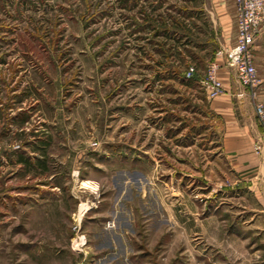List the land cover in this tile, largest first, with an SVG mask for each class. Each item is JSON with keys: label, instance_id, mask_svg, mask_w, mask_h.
Segmentation results:
<instances>
[{"label": "rangeland", "instance_id": "374dc122", "mask_svg": "<svg viewBox=\"0 0 264 264\" xmlns=\"http://www.w3.org/2000/svg\"><path fill=\"white\" fill-rule=\"evenodd\" d=\"M221 1L0 0V264H264V192L199 82ZM252 56L264 101V25Z\"/></svg>", "mask_w": 264, "mask_h": 264}, {"label": "crops", "instance_id": "0c3cea01", "mask_svg": "<svg viewBox=\"0 0 264 264\" xmlns=\"http://www.w3.org/2000/svg\"><path fill=\"white\" fill-rule=\"evenodd\" d=\"M220 4V3H219ZM214 7V21L219 27L222 35L220 51L216 52L217 58L223 61L222 53L231 46L236 36L235 9L233 0H226L225 5ZM223 28V31H222ZM226 31L227 35H224ZM227 72V71H226ZM225 93H220L211 98V106L215 113L220 116V151L225 154L230 166L235 170L239 178L246 176L247 171L253 173L256 184L261 192H264V134L255 119L253 107L244 92L237 91L228 85L227 73L224 67L219 70ZM260 83V79H259ZM235 94V106H232L230 93ZM261 95H258V99ZM261 98V97H260ZM264 98V97H263ZM258 143L259 148L254 149V144ZM250 176V177H252Z\"/></svg>", "mask_w": 264, "mask_h": 264}, {"label": "built area", "instance_id": "2783aa9c", "mask_svg": "<svg viewBox=\"0 0 264 264\" xmlns=\"http://www.w3.org/2000/svg\"><path fill=\"white\" fill-rule=\"evenodd\" d=\"M233 2L236 21L235 41L225 49L223 61H220L216 54L205 64L199 82L206 96L214 97L224 90L219 70L222 67L230 70L237 83L247 88L256 121L264 134V101L256 98L259 79L252 56V45L260 26L264 25V0H233ZM192 73L193 66L188 65L184 70V76L190 77ZM17 146L18 144L14 143L12 148ZM258 148V143L254 144V149Z\"/></svg>", "mask_w": 264, "mask_h": 264}, {"label": "trees", "instance_id": "16d2710c", "mask_svg": "<svg viewBox=\"0 0 264 264\" xmlns=\"http://www.w3.org/2000/svg\"><path fill=\"white\" fill-rule=\"evenodd\" d=\"M123 2H128L130 0H121ZM138 19H140L139 21H134V27L135 28H141V27H144L145 25L149 24L150 22V19H152V17H150V15L148 13H146L145 11H142L141 9L138 10ZM156 27V25H154ZM173 28H169L168 26L166 27L164 24L161 25V27H159V29H155L154 32L156 31H159V32H166L168 33L171 32V34H173ZM215 57V56H214ZM176 71V69H174ZM194 73H192V75L190 77H193ZM190 77H184V72L182 73V78L184 79H188ZM2 151V150H1ZM2 153V152H1ZM1 153H0V156H1Z\"/></svg>", "mask_w": 264, "mask_h": 264}, {"label": "bare ground", "instance_id": "6f19581e", "mask_svg": "<svg viewBox=\"0 0 264 264\" xmlns=\"http://www.w3.org/2000/svg\"><path fill=\"white\" fill-rule=\"evenodd\" d=\"M87 207H88V205H87L86 202H82V203L80 204L79 209H78L77 219L80 218L82 212H83ZM82 215H83V214H82ZM80 241H82V240L80 239ZM74 242H75V244L77 245V243L79 242V240H76V239H75Z\"/></svg>", "mask_w": 264, "mask_h": 264}]
</instances>
